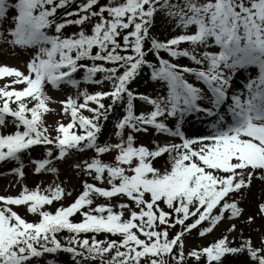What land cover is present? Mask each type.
<instances>
[{
    "label": "snow or ice",
    "instance_id": "snow-or-ice-1",
    "mask_svg": "<svg viewBox=\"0 0 264 264\" xmlns=\"http://www.w3.org/2000/svg\"><path fill=\"white\" fill-rule=\"evenodd\" d=\"M73 4L75 8L58 16V10ZM10 12L15 14L9 20ZM157 13H164L184 31L166 41L152 37ZM0 21L9 25L7 43L34 49L26 73L0 66V78H13L0 87V126L11 116L16 127L11 134H0V162L19 161L25 150L45 145L49 146L48 158L36 161L35 171L55 172L46 167L53 157L51 146L58 149L56 158L61 159L72 149L88 148L96 156L84 162L87 173L101 182L107 174V186L85 182L73 203L54 212L45 206L62 198L64 189L59 185L43 191L39 186L34 190L25 187L17 196L0 195V264H38L46 254L58 251L84 260L99 258L100 264H142V259L147 264H185L186 255L197 264L202 258L205 264H222L226 255L244 253L256 264H264V242L256 247L250 238L232 246L225 234L208 246L187 254L184 250L186 233L201 226L199 235L203 237L225 219V213H230L228 219L239 217L243 210L234 195L250 187L257 173L264 181V0H108L105 4L100 0H0ZM86 24H91L90 32ZM70 25L78 26L79 31L65 35ZM190 27H194L191 32ZM148 40L151 46L145 49ZM182 43L190 47L181 48ZM162 51L172 59L188 58L196 67L165 59ZM147 52L156 56L158 64L146 59ZM145 66L151 69L152 80L166 86L165 95L153 98L130 88ZM249 66H257L259 75L246 78L242 89H234V77ZM81 69L85 82L102 84L106 80L111 89L92 94L85 90L83 103L72 97L62 101L71 121L58 123L52 137L42 119L49 111L45 87H79L81 81L73 76ZM100 73L102 79H96ZM189 75L205 87L189 82ZM105 97L110 104L102 102ZM137 99L151 110L137 114ZM32 101L35 103L29 107ZM10 102L17 106L13 108ZM89 102L96 106L89 107ZM118 105L125 108L115 125L119 142L100 144L101 121ZM81 109L92 115L81 114ZM194 119L207 124L208 134L186 135L184 126ZM149 127L179 138L180 143H157L154 149L134 146L133 132L147 133ZM126 128L132 132L125 138ZM112 150L118 152L115 163L99 158ZM164 154L169 155L171 166L161 171L152 161ZM13 171L24 175L22 164ZM93 195L126 197L128 203H120L119 211L110 204L92 208ZM161 203L170 211L160 207ZM9 205H24L39 219L30 222ZM259 208L264 213V203ZM77 212L83 219L73 222L70 217ZM190 217L192 221L187 222ZM253 219L248 218L249 222ZM177 224L181 231L169 238V228ZM236 227L232 224L228 233ZM64 230L72 234L66 244L58 239ZM88 233L121 239L99 240L95 235L89 238ZM106 256L110 259L105 260Z\"/></svg>",
    "mask_w": 264,
    "mask_h": 264
},
{
    "label": "rangeland",
    "instance_id": "rangeland-1",
    "mask_svg": "<svg viewBox=\"0 0 264 264\" xmlns=\"http://www.w3.org/2000/svg\"><path fill=\"white\" fill-rule=\"evenodd\" d=\"M107 2L108 0L106 3ZM14 14V12L9 13V20ZM8 27L9 25L4 21H0V33H3V37H0V66L6 65L9 67H15L26 73V64L31 59L34 49H23L19 46L14 47L7 43L6 41L11 39V36L8 32ZM193 30L194 27H190L188 29L189 32ZM183 31L184 30L182 28L176 29L178 35ZM258 75L259 68L257 66H249L243 72L237 74L234 77L233 88L242 89L246 82V78H255ZM12 79V77L0 78V87L8 84ZM187 79H189V82H193L197 86L205 87L201 82L196 81L193 76L189 75L187 76ZM14 87L21 88L23 85H14ZM105 88L106 85H104V83L89 84V87L85 84H81L79 87H74L69 84H62L59 88H54L52 85L48 84L45 88V92L49 97V100L47 101L49 111L44 113L42 117L44 126L48 128V134L54 137L57 134L55 129L58 123L62 122L67 124L71 121L70 112L65 113L63 111L64 105L61 103L62 101H65L68 97H72L73 99H76L78 103H83L82 93L85 90L92 94L97 91H105ZM148 92L149 96L153 98L158 95L166 94L165 90H154L152 92L149 90ZM34 103L35 101L30 102L29 107H31ZM10 105L13 108L17 106L14 102H10ZM89 107H92L90 102ZM137 107L139 108L138 114L140 112H148L150 109V105L144 101H140ZM123 109L125 111V108ZM80 113L85 116H90V112L87 109H81ZM13 119L14 118L11 116L6 117V124L0 126V134H11L16 130ZM21 129L23 130L22 126ZM75 130L79 131L78 129ZM116 131L117 129L114 127L108 141L109 144H116L119 142L120 138L116 135ZM184 131L187 136L195 137L198 135L208 134L209 129L207 124L201 123L199 120L194 119L190 123L185 124ZM129 132H132V130L126 128L124 133L125 138ZM133 135L136 137L134 146L145 145L149 148L151 146L155 148L157 143L160 145H164L166 143H180L179 138H173L167 134L157 133L154 129L148 130L147 133L133 132ZM152 141H154V144H152ZM43 151V155L48 158L46 156L47 148H44ZM117 154L118 152L116 150H112L110 152L100 154L99 158L103 162L111 164L115 163V157ZM95 156V150L90 151L84 149L83 151H71L68 153V155H65L61 159L56 158L58 155L54 154L53 152V157L50 158L51 164L46 167L55 168V172L42 170L41 172L37 173L35 171V162L28 161V164H23V177H20L13 171V169L21 166L16 160L2 161L0 162V195L17 196L23 191L25 187H27L29 190H34L37 188V186H39L41 191H43L50 185H59L64 189V195L59 201H54L51 205L45 206V209L54 212L60 206L66 207L73 203L75 199L78 198L80 194H82L85 182L94 183L97 186H107L106 173L104 182L95 181L93 176L89 175L84 168V162H91V159ZM77 164L80 165V168L76 167ZM126 199V197H114L109 199L102 196L93 195V203L91 207L95 208L100 204H110L114 211H119L120 209L118 205L120 203H128V199L125 202ZM234 199L238 201V206L243 210L241 215L237 218L228 219L230 213H225V219L222 220L211 233H208L203 237L200 235L184 236V250L186 254L193 248L199 249L201 247L208 246L225 234H227L229 238L238 236L242 240L246 239L248 236L253 241L254 246H261L262 242H264V213L260 211L259 205L264 203V181L259 179V173H257L256 178L253 179L250 187L243 189L240 193H236L234 195ZM2 204L3 202H0V205ZM9 207H12L14 211L30 222H35L39 219L37 215L30 213L24 205H9ZM85 210H88V206H85ZM127 215L128 212L125 210V217H127ZM250 216L254 218L251 222L248 220ZM232 224L237 226L236 231L228 233V229Z\"/></svg>",
    "mask_w": 264,
    "mask_h": 264
},
{
    "label": "trees",
    "instance_id": "trees-1",
    "mask_svg": "<svg viewBox=\"0 0 264 264\" xmlns=\"http://www.w3.org/2000/svg\"><path fill=\"white\" fill-rule=\"evenodd\" d=\"M106 1L107 0H100V3L105 4ZM80 2H82V0H76V3H80ZM75 7H76V4H73L70 8L58 10V16H63L64 12L71 11ZM93 23H94V21H93ZM178 28L179 27L176 26V22L174 20L166 17L164 13H157V15L155 17L154 26L152 27V29L150 31H151L152 37H155L161 41H166V40L178 35L176 32V29H178ZM85 29L90 32L91 24H86ZM77 31H79L78 26L70 25V26L66 27V29L64 30V34L70 35L73 32H77ZM50 34H54V33H50ZM150 46H151V40L146 41L145 49L149 48ZM180 47L186 48V47H190V45L187 43H182L180 45ZM94 51H95V49H94ZM161 56H163L165 59H172L168 56V54L166 52H163V51L161 52ZM146 59L151 63L158 64V60L152 52H147ZM81 62L87 63V64L92 63V61H81ZM172 62L178 63L180 65H187L189 67H196V65L191 60H189L188 58H185V57H179V58L172 59ZM97 63H100V62L98 61ZM106 66L111 67L112 65H106ZM102 77H103V74L100 73V74H97L96 79H102ZM73 78L80 80L81 81L80 85L85 84L86 86L89 87V84H93L91 82H85L84 81L83 69H81L77 73H75ZM103 83H104V85H106L105 91H109L111 89V83L109 81H106V80ZM130 88L136 93H142V94H146V95L149 93L148 92L149 90H150V92H152L154 90H165L166 91V86L162 82L154 81L151 79V69H149L147 66L142 68V70L137 75L136 79L131 82ZM138 101H139V99L134 101V103L136 104ZM102 102L105 105H108L111 103V100L109 98L105 97ZM95 106L96 105L93 103V107H95ZM122 108H123V106H119V105L116 106L115 110L108 114V119L106 121H104V120L101 121L102 129H101V132L98 136V143H100V144L109 143L108 141H109L110 135L112 133V130L114 129L119 118L125 114V111ZM91 115H92V113H90V116ZM152 144H154L153 141H152ZM51 147H52V152L57 151V154H59L58 149H56L54 146H51ZM150 148L154 149L153 146H151ZM85 149L90 150V151L94 150V149H88V148H85ZM40 150L43 151V147L38 146V145L32 146L29 150H25L21 154L20 160L17 162L20 165L21 164L23 165V164H28V161H30V160L39 161V160L45 159L46 157L43 155L44 151L42 152ZM71 151H77V150L72 149L68 153H70ZM169 159H170L169 155L164 154V155L154 159L152 161V163H153L154 167H156L157 169H160L161 171H164V170L170 169L171 161ZM126 201H127V199L125 200V202ZM160 207L164 208V210H166V211H170L167 208L166 204L161 203ZM45 210H48V209H45ZM48 211H50V210H48ZM174 216H175V214L173 213V218H174ZM70 219L73 222H80L83 219V216H82V214L77 212L72 217H70ZM191 221H192V218L190 217L187 222H191ZM207 226H208V223L204 222L203 227H207ZM200 228H201V226H198L196 229H193L191 231V233H186L185 235H192V234L193 235H199ZM179 231H181V226L178 224L174 228H169V238L173 237ZM70 235H72V234L69 233L67 230H64L58 234V239L61 240L62 244H66L67 239ZM83 235L84 234H81V238L83 237ZM87 235L89 238H91L93 235H95L96 238L99 240H105V239L119 240V239H121V237H119L118 235H112V234H107V233H99V234L88 233ZM141 238L143 239L144 237L141 236ZM230 240L233 241L232 246H239V244L242 242V239H240L239 237H236V236L234 238H230ZM177 251H178V249H174V252H177ZM47 258H48L46 260L47 263H44V264H77V260H80L81 264H100L99 258H97L95 260H91V259L84 260L83 258H80V257L73 258L71 253H68L65 251H58L56 254H48ZM107 259H110V256H106L105 260H107ZM38 264H42V263H38ZM142 264H147V261L142 259ZM185 264H197V261L194 258L188 257L186 255ZM199 264H205V259L202 258L201 261L199 262ZM222 264H256V262L253 261L248 256L247 253H244V254H240V255H231V254L226 255L225 257L222 258Z\"/></svg>",
    "mask_w": 264,
    "mask_h": 264
},
{
    "label": "bare ground",
    "instance_id": "bare-ground-1",
    "mask_svg": "<svg viewBox=\"0 0 264 264\" xmlns=\"http://www.w3.org/2000/svg\"><path fill=\"white\" fill-rule=\"evenodd\" d=\"M207 132V131H206Z\"/></svg>",
    "mask_w": 264,
    "mask_h": 264
}]
</instances>
